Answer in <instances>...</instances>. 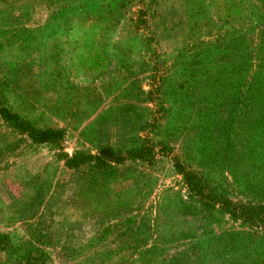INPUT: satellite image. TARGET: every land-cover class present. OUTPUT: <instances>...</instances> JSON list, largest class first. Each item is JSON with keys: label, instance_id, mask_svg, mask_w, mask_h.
Segmentation results:
<instances>
[{"label": "rangeland", "instance_id": "1", "mask_svg": "<svg viewBox=\"0 0 264 264\" xmlns=\"http://www.w3.org/2000/svg\"><path fill=\"white\" fill-rule=\"evenodd\" d=\"M0 97L62 133L0 116V264H264V225L173 160L264 205V0H0Z\"/></svg>", "mask_w": 264, "mask_h": 264}, {"label": "trees", "instance_id": "2", "mask_svg": "<svg viewBox=\"0 0 264 264\" xmlns=\"http://www.w3.org/2000/svg\"><path fill=\"white\" fill-rule=\"evenodd\" d=\"M0 116L6 122H9L16 130L25 133L36 143H55L61 140L62 133L56 129H40L30 120L21 117L18 113L6 107L0 97ZM153 147L149 144L140 151H131L126 156L106 149L98 154H84L68 156L63 155L65 164L69 167H78L82 163L97 160L120 161L127 158H144L153 154ZM174 167L183 177L186 190L189 194L196 197L203 205L208 207L218 206L222 211L230 215L253 223L264 225V205L248 204L233 201L218 187H208L203 178L195 170L187 166L179 157L174 156Z\"/></svg>", "mask_w": 264, "mask_h": 264}]
</instances>
